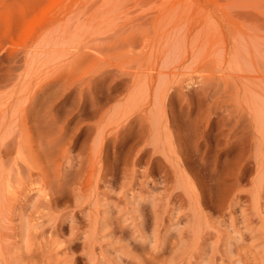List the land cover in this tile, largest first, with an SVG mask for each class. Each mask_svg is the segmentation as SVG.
Wrapping results in <instances>:
<instances>
[{
	"label": "rangeland",
	"instance_id": "1",
	"mask_svg": "<svg viewBox=\"0 0 264 264\" xmlns=\"http://www.w3.org/2000/svg\"><path fill=\"white\" fill-rule=\"evenodd\" d=\"M0 264H264V0H0Z\"/></svg>",
	"mask_w": 264,
	"mask_h": 264
}]
</instances>
